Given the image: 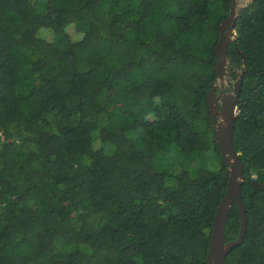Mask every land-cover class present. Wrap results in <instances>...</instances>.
<instances>
[{
  "label": "trees",
  "instance_id": "16d2710c",
  "mask_svg": "<svg viewBox=\"0 0 264 264\" xmlns=\"http://www.w3.org/2000/svg\"><path fill=\"white\" fill-rule=\"evenodd\" d=\"M232 2L0 0V264H207ZM228 54L247 232L225 264H264V0L239 8ZM172 151L185 166L158 169ZM240 229L235 201L226 242Z\"/></svg>",
  "mask_w": 264,
  "mask_h": 264
},
{
  "label": "water",
  "instance_id": "95a60500",
  "mask_svg": "<svg viewBox=\"0 0 264 264\" xmlns=\"http://www.w3.org/2000/svg\"><path fill=\"white\" fill-rule=\"evenodd\" d=\"M247 3L233 0L229 15L221 24L216 48L218 81L207 93L213 119L214 138L218 143L229 172L227 192L218 206L213 220V232L207 255V264H225L228 253L243 242L247 232V216L241 193V186L244 182V166L233 143L234 126L238 112L237 103L241 94V76L234 81L232 92L225 91V82L228 80V46L234 39V27L238 10ZM218 86L220 87L219 91H217ZM235 201H237L241 215L240 234L236 240L226 242V226Z\"/></svg>",
  "mask_w": 264,
  "mask_h": 264
},
{
  "label": "rangeland",
  "instance_id": "374dc122",
  "mask_svg": "<svg viewBox=\"0 0 264 264\" xmlns=\"http://www.w3.org/2000/svg\"><path fill=\"white\" fill-rule=\"evenodd\" d=\"M239 2H249V0H238ZM229 86H231V87H233V85H231L230 84V81L229 80H227L226 82H225V88H227V90L225 89V91L226 92H232V90H228V88H229ZM218 89L220 90V87L218 86ZM217 89V90H218ZM214 135V134H213ZM176 153H175V151H172V152H170L169 154H167V155H164L163 157H162V159L161 160H156L155 161V165H156V167L158 168V169H170V165H171V161L172 162H174L175 161V163H176V165H177V170L178 169H180V167H181V169L185 166L183 163L181 164V161H180V159H178L177 157H176V155H175Z\"/></svg>",
  "mask_w": 264,
  "mask_h": 264
},
{
  "label": "flooded vegetation",
  "instance_id": "af4514ba",
  "mask_svg": "<svg viewBox=\"0 0 264 264\" xmlns=\"http://www.w3.org/2000/svg\"><path fill=\"white\" fill-rule=\"evenodd\" d=\"M225 89L227 90V88H225ZM228 90H230V86H229ZM217 91H219V89H218ZM232 91H233V90H232Z\"/></svg>",
  "mask_w": 264,
  "mask_h": 264
}]
</instances>
